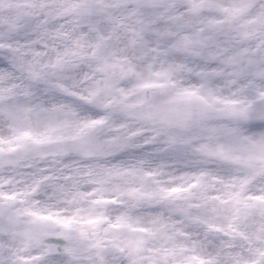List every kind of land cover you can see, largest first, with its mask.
<instances>
[{
	"label": "snow or ice",
	"instance_id": "snow-or-ice-1",
	"mask_svg": "<svg viewBox=\"0 0 264 264\" xmlns=\"http://www.w3.org/2000/svg\"><path fill=\"white\" fill-rule=\"evenodd\" d=\"M0 264H264V0H0Z\"/></svg>",
	"mask_w": 264,
	"mask_h": 264
}]
</instances>
